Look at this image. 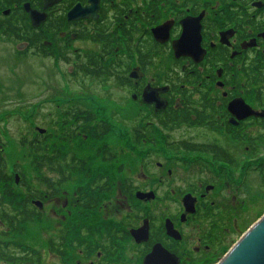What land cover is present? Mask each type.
Segmentation results:
<instances>
[{"label":"flooded vegetation","instance_id":"obj_1","mask_svg":"<svg viewBox=\"0 0 264 264\" xmlns=\"http://www.w3.org/2000/svg\"><path fill=\"white\" fill-rule=\"evenodd\" d=\"M26 33L41 38L26 41ZM0 43L61 74L54 89L66 146L58 171L41 174L62 187L55 196L44 184L43 198L31 202L42 222L49 205L65 200L54 213L62 221L46 234L51 264L222 260L239 234L247 178L255 173L264 185V0H0ZM112 83L138 117L132 143L151 147L139 183L120 182L114 207L128 213L119 220L108 218V144L93 166L79 147L91 141L89 115L92 133L108 125V113L100 118L92 106L108 107ZM87 198L99 206L88 209ZM141 229L138 242L132 233Z\"/></svg>","mask_w":264,"mask_h":264},{"label":"rangeland","instance_id":"obj_2","mask_svg":"<svg viewBox=\"0 0 264 264\" xmlns=\"http://www.w3.org/2000/svg\"><path fill=\"white\" fill-rule=\"evenodd\" d=\"M14 51L15 46L12 44L0 43V136L6 145L3 155L10 174L14 173V166H20L27 176L28 185L43 194L45 186L41 180L42 174L34 168L29 147L23 142L24 139L31 141L36 135H40V130L51 134L55 131V126L60 125L58 96L54 87H57V79L61 80V74L60 70L56 71L55 63L31 56H16ZM127 99V92L120 90L115 83L108 84V107L94 103L92 109L101 116L100 118L108 113V122L111 123L113 132L101 143L90 141L79 146L84 156H90L92 166L100 165V155L95 158V153L103 145L108 144L110 151L117 155L115 162L108 163L112 192L107 201L108 205L113 204L108 206V211L112 212L108 214V218L115 220L128 213H121L119 208L114 207L119 205L115 198L119 199L120 182L126 178L135 185L139 183L141 158L144 151L148 152L151 148L132 143L131 130L137 126L138 117L132 114L134 112L128 111ZM54 133L58 135L57 132ZM73 149L77 151L76 143L69 147L68 152L72 154ZM103 168L105 169L104 165ZM78 185L72 186L69 192L72 194ZM14 192L25 194V190L17 186L16 182ZM239 197L242 207L240 229L239 234L231 238L232 246L264 215V185L259 182L257 174L249 175ZM64 203L63 199L60 204L49 205L48 218L44 216V221L28 226L23 236H6L7 229L0 226V243L12 242L14 247L16 245L27 250L33 249L43 256L44 264H51L53 259L47 255L44 248L46 234L51 226L57 227L62 221V218L55 217L54 213ZM105 214L103 213V216ZM224 256L225 253L221 259ZM215 262L214 264H218L219 260Z\"/></svg>","mask_w":264,"mask_h":264},{"label":"trees","instance_id":"obj_3","mask_svg":"<svg viewBox=\"0 0 264 264\" xmlns=\"http://www.w3.org/2000/svg\"><path fill=\"white\" fill-rule=\"evenodd\" d=\"M28 38L26 41L32 40L33 42L39 41L38 39H33L34 36L41 38L39 34L26 33ZM4 36H8V33H4ZM25 55V54H23ZM112 76H114L112 74ZM109 77V76H108ZM86 129L83 130L85 134L90 135L91 141H103L104 136L108 134V137L112 134L113 128L110 122L108 125L102 124L99 131L92 133V118L90 115L85 119ZM61 131L60 125L55 126V131ZM46 135H36L31 141L24 139L23 144L29 147V153H31L32 163L34 168L41 173L43 168L48 166L54 172L58 171L57 161L59 157V151L61 148L65 147V138L55 133ZM58 133V132H57ZM92 133V134H90ZM83 141V140H81ZM52 142H56L53 143ZM6 145L0 136V221L5 223L9 230L6 236L19 235L23 236L26 234V228L28 226L38 224L41 222V215L37 211V208L32 205L31 202L34 200H41L43 194L37 190H33L27 183V176L22 168L18 165L14 166V173L10 174L8 171V165L3 155V151ZM104 150V149H103ZM106 161V154L100 152ZM73 155L75 151L72 152L71 162H73ZM117 160V155L112 153L108 147V163L115 162ZM84 160L81 159V162ZM72 164V163H71ZM85 163H81L72 168V170H82ZM264 178V171H262ZM20 176L19 185L24 188L25 194H18L14 192L16 176ZM42 177L43 184L47 185L49 189L53 190V195L57 196L59 194V188L62 187L61 182H56L53 180H45ZM264 180V179H263ZM58 189V190H57ZM125 193H133L131 191L132 185H125L122 187ZM112 190L111 184L108 183V193ZM86 195H94L92 193H85ZM99 195V193H96ZM100 199L87 198L86 203L88 204V209H96L100 204ZM16 247V248H15ZM11 243H0V264H41L40 254L33 249H26L16 246ZM22 253V254H21Z\"/></svg>","mask_w":264,"mask_h":264},{"label":"water","instance_id":"obj_4","mask_svg":"<svg viewBox=\"0 0 264 264\" xmlns=\"http://www.w3.org/2000/svg\"><path fill=\"white\" fill-rule=\"evenodd\" d=\"M40 134H45V130H40ZM16 183L19 184L18 175ZM36 206L40 208L41 205L36 203ZM132 235L140 242L146 236V229L133 231ZM151 259L148 258L149 261ZM219 264H264V215L227 252Z\"/></svg>","mask_w":264,"mask_h":264}]
</instances>
